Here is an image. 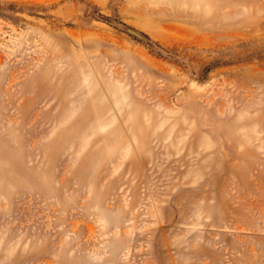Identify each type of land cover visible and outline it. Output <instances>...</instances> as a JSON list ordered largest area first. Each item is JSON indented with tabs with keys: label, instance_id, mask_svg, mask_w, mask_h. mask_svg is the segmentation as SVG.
<instances>
[{
	"label": "rangeland",
	"instance_id": "rangeland-1",
	"mask_svg": "<svg viewBox=\"0 0 264 264\" xmlns=\"http://www.w3.org/2000/svg\"><path fill=\"white\" fill-rule=\"evenodd\" d=\"M0 264H264V0H0Z\"/></svg>",
	"mask_w": 264,
	"mask_h": 264
},
{
	"label": "water",
	"instance_id": "water-1",
	"mask_svg": "<svg viewBox=\"0 0 264 264\" xmlns=\"http://www.w3.org/2000/svg\"><path fill=\"white\" fill-rule=\"evenodd\" d=\"M107 20H109V18H106ZM125 29L127 30V31H129L130 33H132V34H134V35H136V36H138V37H140V38H142L143 40H145L146 42H148V43H150V41L141 33V32H139L138 30H136V29H134V28H132V27H127V26H125Z\"/></svg>",
	"mask_w": 264,
	"mask_h": 264
}]
</instances>
